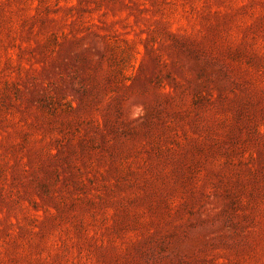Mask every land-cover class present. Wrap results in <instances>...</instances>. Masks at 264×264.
<instances>
[{"label":"rangeland","instance_id":"rangeland-1","mask_svg":"<svg viewBox=\"0 0 264 264\" xmlns=\"http://www.w3.org/2000/svg\"><path fill=\"white\" fill-rule=\"evenodd\" d=\"M0 264H264V0H0Z\"/></svg>","mask_w":264,"mask_h":264}]
</instances>
